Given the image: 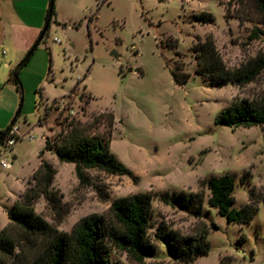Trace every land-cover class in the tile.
I'll use <instances>...</instances> for the list:
<instances>
[{
	"label": "rangeland",
	"instance_id": "374dc122",
	"mask_svg": "<svg viewBox=\"0 0 264 264\" xmlns=\"http://www.w3.org/2000/svg\"><path fill=\"white\" fill-rule=\"evenodd\" d=\"M16 2L26 9L25 22L41 29L23 50L32 34L3 16L0 49L8 54L0 56V129L18 115L14 127L23 138L9 157L20 175L32 176L43 151L55 166L53 193L58 201L48 203L41 196L36 212L70 232L83 216H109L115 199L149 191L148 233L159 249L143 264H181L168 239L157 238L160 223L166 226L163 230L182 234L209 231L211 250L193 264H264V124L215 121L234 100L263 96L264 71L244 86L229 79L218 86L196 73L198 59L192 50L197 38L214 41L226 67L233 69L264 54V34L250 38L255 28L264 31L256 5L249 0H54L56 16L20 70L21 91L9 79L10 71L46 27L51 0ZM202 11L212 13L213 22H196L194 14ZM201 48V67L214 68L206 46ZM177 64H182L180 74H191L185 84L174 79ZM105 111L116 118L111 149L133 175L90 168L88 180L81 182L74 163L60 161L55 150L46 148L45 136L58 141L73 129L84 135L106 134L108 117L95 121ZM223 173L235 178L234 206L256 207L250 222H229L210 206L211 192L203 181ZM180 193L193 194L185 206L177 201ZM112 257L138 264L123 251L113 250Z\"/></svg>",
	"mask_w": 264,
	"mask_h": 264
},
{
	"label": "trees",
	"instance_id": "16d2710c",
	"mask_svg": "<svg viewBox=\"0 0 264 264\" xmlns=\"http://www.w3.org/2000/svg\"><path fill=\"white\" fill-rule=\"evenodd\" d=\"M243 1V0H241ZM253 2L261 14L260 22L264 24V0H249ZM56 16L54 0H51L46 13L45 32L29 49L26 56L12 70L11 79L17 88L23 91L19 74L41 41L45 38L52 18ZM196 22L206 24L213 22L212 13L202 11L195 13ZM264 31L257 27L250 33V38H258ZM210 53L211 69L201 67V57L198 54L203 46ZM197 54L198 66L196 73L211 78L218 86L221 80H230L234 85L244 86L255 81L264 71V54L258 55L246 64L235 69L226 67L214 41H201L193 45ZM205 68V69H204ZM182 64L172 69L174 79L179 84L188 82L191 74L178 70ZM18 116V115H17ZM17 116L5 129H0V143L4 142L14 127ZM108 117V132L106 134L84 135L81 130L73 129L68 136L52 141L46 137V148L55 149L60 161L75 164L76 173L81 182L88 180L87 169L97 168L112 174L133 175V170L126 166L111 149L112 132L116 118L112 111L101 112L95 121ZM216 123L228 126H252L264 124V94L258 99L243 98L234 100L216 116ZM56 169L52 163L43 159L34 172V182H30L8 211L9 222L0 231V264H123L114 261L112 251H123L127 258L138 264H143L147 257L155 254L159 244L151 239L148 229L152 224V199L149 191H140L115 199L110 208V215L91 213L80 218L70 232L59 230L35 210V205L41 196L49 202H57L53 193V181ZM210 189L208 202L218 213L229 222H250L256 207L250 203L245 207L234 206L235 178L230 173L214 175L203 181ZM177 201L185 206L193 194L180 193ZM200 200L203 197L199 198ZM167 200V199H166ZM160 223L156 236L161 241L168 239L171 252L176 262L193 264L195 260L209 254L211 244L208 230H201L196 235L182 234ZM218 229V225L213 224Z\"/></svg>",
	"mask_w": 264,
	"mask_h": 264
},
{
	"label": "crops",
	"instance_id": "0c3cea01",
	"mask_svg": "<svg viewBox=\"0 0 264 264\" xmlns=\"http://www.w3.org/2000/svg\"><path fill=\"white\" fill-rule=\"evenodd\" d=\"M25 12L26 9L20 7L19 4L16 2V0H0V24H3V16H11L15 20V24L19 25L20 28H23L32 34L30 40L27 39V41L22 45L23 50L28 49L30 43L41 29L40 26L27 24L25 22L24 19ZM1 43L3 46V42ZM1 50L5 51L4 55L8 54L6 49H4L3 47ZM11 72L12 71H10L9 79H11ZM42 123L43 122H41L40 120V125H42ZM16 131L18 136L20 137L19 140H21L23 136L19 132V127H16ZM47 136L51 137V134L45 136V143ZM45 155H46L45 151L41 152V154L39 155L40 158L39 166L41 165L43 159L46 160ZM38 168L33 169V174ZM33 174L29 178L20 175V169L19 168L14 169L13 161L10 168L0 170V231L9 222V216H8L9 209L13 206L14 202L20 198L21 194L26 190L29 183L32 182V180H34Z\"/></svg>",
	"mask_w": 264,
	"mask_h": 264
},
{
	"label": "built area",
	"instance_id": "2783aa9c",
	"mask_svg": "<svg viewBox=\"0 0 264 264\" xmlns=\"http://www.w3.org/2000/svg\"><path fill=\"white\" fill-rule=\"evenodd\" d=\"M4 54L5 51L0 49V56ZM71 112L74 113L73 110ZM19 139L20 137L17 134L16 127H13L9 137L4 142L0 143V170L11 167L12 160L9 157V153Z\"/></svg>",
	"mask_w": 264,
	"mask_h": 264
},
{
	"label": "water",
	"instance_id": "95a60500",
	"mask_svg": "<svg viewBox=\"0 0 264 264\" xmlns=\"http://www.w3.org/2000/svg\"><path fill=\"white\" fill-rule=\"evenodd\" d=\"M45 28H46V27H45ZM45 28L43 29L42 34H43V32H45ZM111 54H112L113 56H115V57H118V56H119L118 53H117L115 50H113Z\"/></svg>",
	"mask_w": 264,
	"mask_h": 264
}]
</instances>
